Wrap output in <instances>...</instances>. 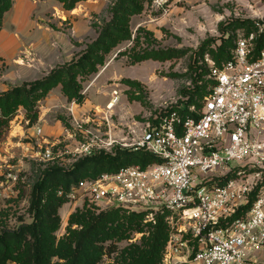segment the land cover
Here are the masks:
<instances>
[{"label":"rangeland","instance_id":"374dc122","mask_svg":"<svg viewBox=\"0 0 264 264\" xmlns=\"http://www.w3.org/2000/svg\"><path fill=\"white\" fill-rule=\"evenodd\" d=\"M1 31L12 36L18 48L0 57V93L47 77L88 51L94 50L95 57L89 60L90 68L75 74L82 103L69 100L59 83L35 104L34 124L26 123L28 113L21 106L0 137V234L33 221L35 184L46 170L69 171L85 158L73 151L77 144L94 139L101 143L111 135L128 146L117 144L99 152L133 150L145 128L163 112L200 109L212 86L210 61L231 55L238 36L264 34V0H84L71 10L60 0H13ZM100 37L103 41L96 46ZM110 102H115L111 108ZM37 128L56 143L54 159L34 158ZM51 191L44 192V200ZM110 210L64 202L58 210L60 224L53 232L56 244L83 229L80 216ZM119 211L126 216L138 213ZM147 216L124 238L105 242L106 252L109 245L117 251L106 253L99 264L129 263L124 250L144 246L159 214ZM163 217L169 238V224ZM59 261L63 262L52 259V263Z\"/></svg>","mask_w":264,"mask_h":264},{"label":"built area","instance_id":"2783aa9c","mask_svg":"<svg viewBox=\"0 0 264 264\" xmlns=\"http://www.w3.org/2000/svg\"><path fill=\"white\" fill-rule=\"evenodd\" d=\"M259 36H238L229 60L210 61L212 86L200 109L186 117L171 111L145 128L133 150H145L160 162L83 178L60 187L57 195L78 207L166 215L170 235L162 264H264V42L256 53ZM36 135L34 158L54 159L56 143L41 128ZM117 144L128 146L109 135L101 143H79L73 151L87 157Z\"/></svg>","mask_w":264,"mask_h":264},{"label":"trees","instance_id":"16d2710c","mask_svg":"<svg viewBox=\"0 0 264 264\" xmlns=\"http://www.w3.org/2000/svg\"><path fill=\"white\" fill-rule=\"evenodd\" d=\"M60 1L67 9L71 10L77 3L84 0ZM12 5L13 0H0V31L3 28L5 14L12 8ZM251 24L247 25L249 31L254 26ZM102 39L103 37H100L96 46L103 41ZM263 42L264 34H261L256 40V53ZM94 57V50L88 51L78 61L70 63L67 67L52 70L47 77L27 81L1 92L0 137L10 125L12 116L21 106L27 110V118L30 123L34 124L38 118L37 112L34 110L35 104L59 83L62 84L63 92L69 100L75 99L82 103L83 95L80 93V86L75 81V74L78 71H83L84 67L90 68L92 63L89 60ZM230 58L231 55L223 61H217V64L220 65ZM73 73L74 75H72ZM193 96H190L189 104ZM171 111H177L182 117L192 115L188 109L176 108ZM171 111H165L159 117H163ZM155 162H160V159L145 150L121 149L115 153L99 152L87 156L77 161L69 171H64L60 167L46 170L43 178L35 184L33 189L31 201L33 221L20 225L17 230H4L0 234V264H10L13 261L16 264H99L106 253L111 255L117 251L115 246L109 245L106 252L104 243L120 240L126 236L127 231L138 228L146 213H132L126 216L119 211L121 209H113L98 215L84 214L79 219V222L84 224L83 229L74 232L68 240L56 244L53 232L60 224L58 210L65 200L59 197L55 190L60 187L69 188L83 178H95L102 173L116 172L123 167L132 165L145 168ZM88 170H91L89 174ZM48 189H52V191L44 200V192ZM249 206L247 205L239 212L238 217L244 215ZM163 216L164 214L157 216L155 229L143 247L133 246L134 248L124 250L131 258L127 264H159L162 250L168 241L167 225L164 223ZM54 257H58L63 262L52 263Z\"/></svg>","mask_w":264,"mask_h":264},{"label":"crops","instance_id":"0c3cea01","mask_svg":"<svg viewBox=\"0 0 264 264\" xmlns=\"http://www.w3.org/2000/svg\"><path fill=\"white\" fill-rule=\"evenodd\" d=\"M12 36H9L6 32H0V57L3 53L8 52L9 49H16L18 48L17 43H13ZM15 44V47H13ZM15 52V51H14ZM10 55L13 54V52H8ZM7 90V89H6Z\"/></svg>","mask_w":264,"mask_h":264},{"label":"bare ground","instance_id":"6f19581e","mask_svg":"<svg viewBox=\"0 0 264 264\" xmlns=\"http://www.w3.org/2000/svg\"><path fill=\"white\" fill-rule=\"evenodd\" d=\"M110 103H111V102H110ZM114 103H115V102H112V103L110 104L109 107H110V108L113 107V106H114Z\"/></svg>","mask_w":264,"mask_h":264}]
</instances>
